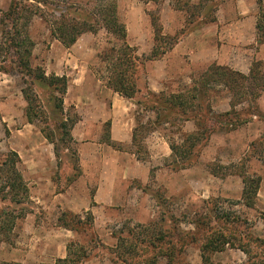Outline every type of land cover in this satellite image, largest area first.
Returning <instances> with one entry per match:
<instances>
[{
	"label": "rangeland",
	"instance_id": "obj_1",
	"mask_svg": "<svg viewBox=\"0 0 264 264\" xmlns=\"http://www.w3.org/2000/svg\"><path fill=\"white\" fill-rule=\"evenodd\" d=\"M44 1L46 5H41L44 17L33 16L29 25L30 35L35 42L32 52L33 64L43 66L48 75L53 72L52 68L67 67L72 70L70 64L76 68V72L69 75L71 84L63 96V105L65 114L79 119L82 112L75 104H80V95H88L87 98L80 96L81 101L90 100L89 92L94 88L90 70H93L102 82L106 75L105 63L98 61L97 51L110 46L115 40L99 26L96 32L82 33L76 43L67 50L50 33L53 11L67 8L68 17L77 19L86 17L88 22L95 24L94 20L99 18L101 4L111 0ZM178 1L183 5L184 2H188ZM9 2L10 0H0V10H6ZM115 2L119 17L127 28L128 42L136 46L137 53L141 56H148L154 44L152 16L158 20L163 34L176 35L179 38L156 59L145 61L143 78L150 90L156 92L162 90L167 93L183 90L191 83V77L197 78L211 62L225 65V61L230 59L246 64L253 59L259 60L260 67L264 70V60L259 57L261 54L255 57L256 52L260 51V42L252 30V16L256 12L253 0H209L211 6L217 3L214 13L216 20L207 23L203 21L208 17L202 15L194 6L190 7L188 13L177 9V0H115ZM190 2L196 3L197 0ZM66 50L75 56L70 64L62 60ZM241 51L246 56L239 54ZM261 52L264 54V49ZM214 56L218 58L212 60ZM79 63L82 64L81 68L78 67ZM4 73L0 72V159L2 154L9 150L21 151L24 160L27 161L21 163L20 169L28 185L30 199L21 204L0 200V210L3 214L24 213L15 220L10 231L6 228L5 233L0 234V238H6L0 241V262L55 264L57 258L66 254V245L74 241L83 245L87 251V256L77 264H115L111 259L116 261V264H145L148 257L153 258L155 255L154 264H202L200 250L194 242L187 243L183 251L177 254L176 261L172 263L167 257L160 256L157 250L141 251L140 248L137 253L121 255L117 250L116 236L124 235L121 230L125 228H135L138 223L160 220L161 215L167 218L170 214L180 220L182 229L192 231L193 218L198 213L208 212L211 206L216 208L219 214L234 212L240 215L247 220L246 226L252 235L264 239V220L260 218V213L264 212V165L257 159L256 152L249 148V142L258 139L264 130L261 117L253 118L248 124L243 123L230 131L224 128L214 131L207 143L199 148L193 163L186 169L178 170L171 164L168 146L161 138L158 139V133L152 132L150 126L146 124L148 117L152 118L153 114L145 112L134 100L129 99L133 103L129 114L134 120L135 116L139 117L137 143L132 145L131 142H114L108 149L124 152L125 157L132 159L134 164L133 167L127 164V169L144 178L127 179L128 201L118 208L119 212L110 210V207L100 208L89 218L86 215L87 211L61 209L59 204L53 201L54 194L51 192L63 190L75 179L77 172L79 174L77 145L82 139L75 138L71 131L70 138L64 137L66 144L56 139L60 137V131L56 129L57 116L53 115L54 109L51 111L42 104L44 94L37 102V105L38 103L41 105L38 118L27 127L28 132L21 133L23 123L27 121L24 114L26 102L21 94V88L25 85L18 74L3 75ZM81 76L86 77L85 83L78 89L76 82ZM97 84L100 86L99 89L105 90L102 84ZM212 85L214 92L210 94L215 106L214 112H222L227 108L229 95L224 94L223 86ZM256 102L264 115V92ZM242 107H247V103L236 106L237 109ZM87 125L92 133L96 130L100 132L99 138L92 136L89 140L108 145L109 125L105 122ZM192 126V122H187L182 123L181 128L188 130ZM178 127V123L166 124L157 129L164 135L166 141L169 138L178 141L179 136L176 133ZM40 129L55 140L57 154L53 162L48 163V166L51 165V175L49 170L38 174L32 171L31 163H35V160L34 155L30 156L32 153L30 149L43 148V142L48 141ZM49 146L52 148L53 144L49 142ZM131 152L134 153L133 156ZM113 158L112 156L111 164L106 167L109 169L106 174L108 178L114 172ZM134 158L138 159L139 163ZM130 160L124 161L129 163ZM146 167L149 169L145 174ZM243 171L261 177L252 207L245 206L240 198L243 183L239 172ZM48 175L51 178H47ZM49 180L53 183L52 189L43 194L42 187ZM37 183L41 184V193L38 190L34 193L31 188ZM79 185L77 186L80 187ZM90 189L92 191V187ZM66 211L78 214L84 220L83 223L76 225V230L59 225L58 217H63ZM247 259L248 257L236 246H227L225 250L211 255V260L216 264H252Z\"/></svg>",
	"mask_w": 264,
	"mask_h": 264
},
{
	"label": "trees",
	"instance_id": "obj_2",
	"mask_svg": "<svg viewBox=\"0 0 264 264\" xmlns=\"http://www.w3.org/2000/svg\"><path fill=\"white\" fill-rule=\"evenodd\" d=\"M256 2L258 14L255 34L256 39L262 43L264 42V0H256ZM41 5L45 6L46 1L11 0L8 8L2 10L0 72L18 74L22 79L25 86L21 88V93L26 102L24 114L29 123H35V119L38 118L41 105L39 103L37 105V102L42 94L45 95L42 104L51 111L54 109L53 115L57 116L56 129L60 131V137L56 139L66 144L64 137H71L70 131L78 120L77 117H70L64 112L63 96L67 89V77L54 73L48 75L43 66L33 64L32 51L35 42L30 35L29 25L33 16L44 17ZM191 6L208 17L203 23L216 20L214 13L217 3L211 6L209 0H197L196 3L188 0L183 5L177 0L176 8L184 10L185 13H188ZM53 13L50 33L65 47L71 46L84 32H96L99 26L112 36L115 41L110 46L97 51L98 61L105 63L106 66L103 82L119 95L134 100L136 105L141 106L145 112L153 114L152 118L148 117L146 121V124L150 126L149 129L154 130L166 124L178 123L176 133L179 140L167 139L174 169L190 166L197 157L199 148L207 143L214 131L220 128L228 131L236 129L253 116L261 117L264 124V115L256 102L264 92V70L261 69L259 60L252 61L248 74L227 65L212 62L199 73L197 78L192 76L191 83L183 90L168 93L162 90L155 92L148 88L143 78L144 63L166 52L167 48L175 44L179 38L176 35L163 34L161 25L157 23L158 20L154 16L151 18L154 44L148 56H141L137 53L136 46L128 42L127 28L119 17L115 0L101 4L99 18L94 20L95 24L88 22L86 17L81 19L68 17L67 8L55 9ZM212 84L223 86L224 94L229 95L228 110L218 113L212 110L210 94L214 92ZM244 102L247 103V107L236 108ZM135 121L131 135L132 145H136L138 140V116H135ZM186 121H192L195 129L190 132L183 131L181 125ZM141 127L144 126L141 125ZM44 137L53 144L56 155L55 140L48 133H44ZM108 143L114 145L110 139ZM250 147L264 165V130L258 139L249 142ZM20 164L21 159L17 151L9 150L2 154L0 200H9L14 204L29 201V188L21 173ZM239 175L243 183L240 195L242 203L252 207L261 177L257 174L249 175L244 171L239 172ZM23 214L11 212L3 214L0 210V234L5 233L6 228L10 231L15 220ZM63 215L58 217L59 225L70 230H76V225L84 221L78 214L70 211L64 212ZM86 215L89 218L92 216L90 211H87ZM260 218L264 220V212L260 213ZM191 223L194 230L186 231L180 227V220L172 214L167 218L161 215L160 220L138 223L135 228L121 230L124 235L116 236L117 250L121 255L137 253L140 248L141 251L157 250L160 256H165L174 263L177 254L183 251L187 243L194 242L200 250L202 264H216L211 260V255L225 250L227 246H236L252 264H264V239L253 236L246 226L247 220L240 215L234 212L219 214L216 208L211 206L208 212L198 213ZM2 240L6 238H0V241ZM86 256V248L71 241L66 245V255L57 258L55 264H77ZM155 258L156 255L153 258L148 257L145 264H154ZM111 260L116 264V261ZM122 261L126 262V260ZM0 264L20 263L3 261Z\"/></svg>",
	"mask_w": 264,
	"mask_h": 264
},
{
	"label": "crops",
	"instance_id": "obj_3",
	"mask_svg": "<svg viewBox=\"0 0 264 264\" xmlns=\"http://www.w3.org/2000/svg\"><path fill=\"white\" fill-rule=\"evenodd\" d=\"M253 1L255 4L256 12L252 16L253 18L252 30H253V35L256 38L255 22H256L257 14H258V6H257L256 0H253ZM0 12L2 11L0 10ZM127 37H128V33H127ZM54 39L60 42L56 38ZM76 41L72 45H74ZM259 45H260L259 46L260 51L256 52L255 57H258V54L260 53L261 54L259 56L260 59L264 60V54L261 52L262 49H264V42L260 43ZM69 48L70 46L65 47V49L67 50H69ZM67 50L65 51L66 53L65 52L63 53L62 60L70 64V62L74 59L75 56L73 53L68 52ZM239 54L246 56V54H244V52L242 51ZM216 58H218V56H214V59L212 60H216ZM237 61L229 59L228 61H225V65L229 66L232 69L238 70L244 74H248L249 68L251 66L250 64L252 63L253 59L250 62H247L246 64H244L243 61H240V63H238ZM233 64L234 65L236 64V66H233ZM81 66L82 64L79 63L78 67L81 68ZM69 67L72 70L68 69L67 67H64V68L60 67L56 69L52 68V71L54 72V74L65 75L67 77V89H66L67 91L71 84L69 75H72V73L76 72L75 71L76 68H74V66L70 64ZM90 71H91V76L93 77L91 79L94 83L93 84L94 88L93 90H90L89 92V95H91V97H89L90 100L86 101L84 99L83 101H81L80 96L87 98L86 97L88 96L87 94L79 96L80 104H75V106H77L78 108L80 107V110L82 113L79 119L77 120V122L74 124V126L71 129V133L75 138H77L78 140L82 139L78 142V145H77V156L79 160L78 162H79V169H80L79 174L77 172L75 179H73V181L69 183L63 190L62 189L58 190V192L56 190H53L51 192L52 194H54L53 201L59 204L61 209L67 208L70 211H75V212L90 211L92 215H95L97 210H99L100 208L106 209L107 207H110L109 209L112 211L119 212L120 210L118 208L121 206H124L125 203L128 201V192H127L128 188L127 187L129 185V181L127 179L130 177H135V178L141 177L143 179L144 177L141 175L138 176L135 171L130 172L131 169L130 170L127 169V166H128L127 164L131 165V167H133L134 164L132 162L133 161L132 159L130 160V158L125 157V154H123L124 152H121L117 149H112V151H109L108 149L110 146L109 143H107L108 145H105V143H100L99 141L94 142V141L89 140L92 138V136L93 138H96V137L99 138V133H100L98 130L92 133L87 125L90 123L100 124L103 122L105 123L108 122L110 141L126 142V143L131 142L132 130H133V127L135 126V120L133 119V116L129 114V110L131 109L133 103L129 99L119 95L118 93L108 88L95 75L93 70H90ZM3 75H6V74L4 73ZM85 78H86L85 76H81L78 78L76 82L78 89L82 88V85L85 83ZM97 83L102 84L101 86L105 90L99 89L100 86ZM97 91L99 92L98 94H97ZM152 91L154 90L152 89ZM127 103H129V105ZM211 107H212V110L214 111L215 106L213 105L212 101H211ZM89 109H92L93 111H89ZM228 109H229V99L227 101V108L224 109L223 111H226ZM253 118H258V117L253 116L246 123L248 124L250 121H252ZM187 122H192V121H186L184 123H187ZM192 124H193L192 128L188 130H183V131L190 132L194 130L195 125L193 122ZM29 125H32V123H29L28 121H24L22 129H21V133L24 134L28 132L29 129L27 127ZM152 132H157L158 133L157 138L158 139L161 138L163 140V143L168 146V142L165 140L164 135H162L158 131V129H154L152 130ZM106 146L107 148H105ZM168 149L170 150L169 146H168ZM30 150H32V153L30 154V156L34 155L33 159L35 160V163L34 162L33 164L31 163V165H33L32 171L38 174L39 172H44V171L47 172V170H49L51 171L49 172V174L51 175L52 169L50 170L51 165L48 166V163L51 164L54 160L55 151H54L53 146L52 148H50L49 142L47 141V143L43 142V148L37 147V148H32ZM18 154L20 156L21 163H24L25 161H27V160H24V157L21 151H18ZM131 154L133 156L134 153L131 152ZM111 155L114 157L112 160L114 164V169H113L114 172H112L111 177L108 178L106 177V174L108 173L109 169L106 167L109 166V164H111L110 163L111 157H112ZM126 159H127V162L129 160L130 162L125 163L124 160ZM134 160L136 159L134 158ZM138 161L139 160L137 159L136 162ZM186 168H183V169H186ZM148 169L149 168L146 167L145 174L148 173L147 172ZM50 175H48L49 177L47 176V178H51ZM75 181H78L81 184L79 185L78 182H75ZM52 185H53L52 181L49 180L45 182V186L42 187L44 191L41 190L42 188H41L40 183L39 185L38 183L37 185H33V187L31 188L34 190V193H37L38 191H40L41 193L42 191L43 194H46L48 190L50 191L52 189ZM77 185H79L80 187H78ZM91 187H92V191H90ZM64 256L62 255L61 257H64Z\"/></svg>",
	"mask_w": 264,
	"mask_h": 264
}]
</instances>
